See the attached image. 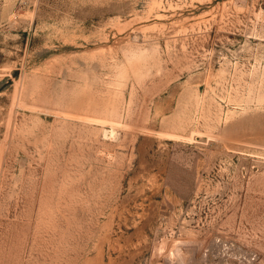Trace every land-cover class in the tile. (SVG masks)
<instances>
[{
  "label": "rangeland",
  "instance_id": "obj_1",
  "mask_svg": "<svg viewBox=\"0 0 264 264\" xmlns=\"http://www.w3.org/2000/svg\"><path fill=\"white\" fill-rule=\"evenodd\" d=\"M0 264H264V0H0Z\"/></svg>",
  "mask_w": 264,
  "mask_h": 264
}]
</instances>
